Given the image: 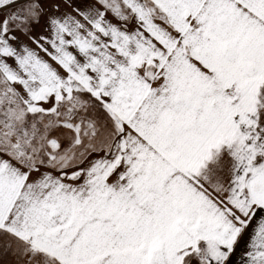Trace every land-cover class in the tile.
<instances>
[{
	"label": "snow or ice",
	"instance_id": "6c2138e0",
	"mask_svg": "<svg viewBox=\"0 0 264 264\" xmlns=\"http://www.w3.org/2000/svg\"><path fill=\"white\" fill-rule=\"evenodd\" d=\"M0 264H264V0H0Z\"/></svg>",
	"mask_w": 264,
	"mask_h": 264
}]
</instances>
